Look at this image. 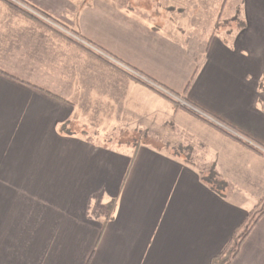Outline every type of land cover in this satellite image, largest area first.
Wrapping results in <instances>:
<instances>
[{
    "label": "crops",
    "instance_id": "0c3cea01",
    "mask_svg": "<svg viewBox=\"0 0 264 264\" xmlns=\"http://www.w3.org/2000/svg\"><path fill=\"white\" fill-rule=\"evenodd\" d=\"M22 1L93 54L0 0V264H209L264 201V19L192 43L200 0Z\"/></svg>",
    "mask_w": 264,
    "mask_h": 264
},
{
    "label": "trees",
    "instance_id": "16d2710c",
    "mask_svg": "<svg viewBox=\"0 0 264 264\" xmlns=\"http://www.w3.org/2000/svg\"><path fill=\"white\" fill-rule=\"evenodd\" d=\"M2 1L6 2L8 5H10L12 8L17 10L18 12H20V13L28 16L29 18L33 19L34 21L40 23L42 26L48 28L52 32L56 33L57 35L71 41L72 43H74L78 47H81V48L85 49L87 52L93 54L90 49L83 46L80 42L70 38L64 32H62L60 29H57L55 27L48 25L46 22L42 21V19H40L38 17V16H40V17H44L46 19H49L56 26L60 27L61 29L65 30L71 34H74L71 31H69L67 29V27L61 25L60 23H58L56 20H54L52 17L48 16L47 14H45V13L39 11L38 9L28 5L26 2H24L22 0H14L17 2V4L11 0H2ZM97 57L102 59L99 56H97ZM111 65L114 68L120 70L115 65H113V64H111ZM124 74L127 75L136 84H138V85H140V86H142L148 90H151V91L155 92L156 94H158L159 96H161L162 98L170 101L176 108L180 106L179 103L174 101L170 96L162 93L156 87L152 86L151 85L152 81L150 79H148L147 77L139 74V77H140L139 78V77H135L132 74H129L126 72H124ZM202 178H203L204 182H206L210 186V188L217 190V191H221L224 188H226V186H227L226 183L217 176L213 167H209L207 172L202 174ZM259 205L261 208L258 211V214H257L255 220H253L249 224L242 223L239 227H237L236 230L234 231L230 241L227 243V245L224 247V249L217 256L213 257L210 260L209 264H231L232 263V261L237 257V255L239 253V248H240L242 242L248 236V234L250 233L252 228L255 226L257 221L264 215V201H260L258 203V206Z\"/></svg>",
    "mask_w": 264,
    "mask_h": 264
},
{
    "label": "rangeland",
    "instance_id": "374dc122",
    "mask_svg": "<svg viewBox=\"0 0 264 264\" xmlns=\"http://www.w3.org/2000/svg\"><path fill=\"white\" fill-rule=\"evenodd\" d=\"M200 2L203 4V7L200 8L203 13L197 15L196 19H192L196 23L189 24L186 28L188 31L187 35L191 36L189 42L192 43L200 42V38L208 33L218 34L223 37L229 32L238 33L245 30L248 26L245 15L248 16L251 22H254L255 18L264 19V0H200ZM240 3L243 4L241 5ZM214 15L220 17L216 28L214 25L215 21L212 20ZM192 20L190 21L192 22ZM255 30H257L256 26ZM260 32L264 33V26L261 27ZM107 140H109V137ZM114 142L116 143L115 140Z\"/></svg>",
    "mask_w": 264,
    "mask_h": 264
},
{
    "label": "built area",
    "instance_id": "2783aa9c",
    "mask_svg": "<svg viewBox=\"0 0 264 264\" xmlns=\"http://www.w3.org/2000/svg\"><path fill=\"white\" fill-rule=\"evenodd\" d=\"M11 1H13L14 3L17 4L16 1H14V0H11ZM38 17H39L40 19H42L44 22L53 25V27H55V28H57V29H60L62 32H64V33H65L67 36H69L70 38H72V39H74V40H76V41L78 40V42L81 43V40H80L76 35L71 34V33L67 32V31L61 29L60 27L56 26L55 24H53L51 21H49L48 19H46V18H44V17H40V16H38ZM82 43H83V42H82ZM181 104H183V103L181 102Z\"/></svg>",
    "mask_w": 264,
    "mask_h": 264
}]
</instances>
